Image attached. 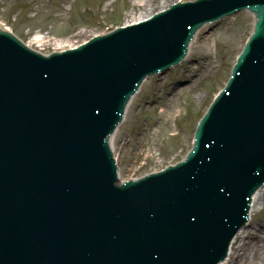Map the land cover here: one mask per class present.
<instances>
[{
    "label": "water",
    "instance_id": "obj_1",
    "mask_svg": "<svg viewBox=\"0 0 264 264\" xmlns=\"http://www.w3.org/2000/svg\"><path fill=\"white\" fill-rule=\"evenodd\" d=\"M262 28L264 25L257 36L260 41ZM148 30L155 41L165 35L170 44L175 37L172 26L158 21ZM130 33L126 30L116 35L96 54L73 51L49 59L29 54L14 38L0 33V204L6 207L0 217V264H207L222 254L227 239L244 221L254 186L264 178V77L254 78L251 86L244 78L239 88H232L230 94L235 95L226 97L230 105L212 117L222 133L214 130L212 140L206 136L199 160L193 161L195 169L180 170L186 173L171 189L178 202L185 192L202 200L206 194L202 184L215 186L216 182L226 181L207 200L218 198L215 203L219 217H215V206L210 212L207 207L203 212L176 208L170 228L177 231V244L164 248L157 239L163 233L161 226L160 232L152 234L151 255L145 252L146 235L127 229L122 233L115 228L118 212L122 222L127 214L137 213L139 206L142 218L146 217L149 208L135 197L129 208L118 205L117 196L110 197L107 192L97 195L100 185H93L101 182L105 168V161L96 159L97 149L107 146L105 138L120 121L122 109L136 88L137 75L121 69L133 61L122 62L120 67L112 64L129 56ZM138 56L146 64L143 53ZM134 65L129 66L130 71ZM160 65L162 61L156 67ZM244 102L247 106L243 109ZM221 106L222 102L218 108ZM74 162L80 163L73 166ZM53 177L65 182L66 188H75L71 195L77 207L64 208L63 219L67 220L55 241L50 235L48 241L38 244L35 237L31 243L26 233L36 226L35 209L50 196L45 186ZM250 179L258 184L247 185ZM162 186L171 187L170 182ZM234 188L241 190L236 192ZM160 196L168 194L156 193L153 198ZM83 197H87L85 203L80 199ZM169 205L172 202L166 205L163 200L152 202L150 208L161 211L165 222L174 212ZM73 219L79 220L74 227ZM97 221L111 229H99ZM193 222L197 223L195 241L192 248H187L184 234L191 231ZM98 247L105 248V252L109 248L110 255Z\"/></svg>",
    "mask_w": 264,
    "mask_h": 264
},
{
    "label": "rangeland",
    "instance_id": "obj_2",
    "mask_svg": "<svg viewBox=\"0 0 264 264\" xmlns=\"http://www.w3.org/2000/svg\"><path fill=\"white\" fill-rule=\"evenodd\" d=\"M175 1L150 0L142 16L133 9L135 0H0V24L26 44L37 34L46 37V45L31 46L50 54L67 49L58 43L75 47L106 28L149 17ZM252 26V17L240 13L207 27L181 67L148 79L113 141L123 180L138 179L186 157L198 121L227 82Z\"/></svg>",
    "mask_w": 264,
    "mask_h": 264
},
{
    "label": "bare ground",
    "instance_id": "obj_3",
    "mask_svg": "<svg viewBox=\"0 0 264 264\" xmlns=\"http://www.w3.org/2000/svg\"><path fill=\"white\" fill-rule=\"evenodd\" d=\"M148 2H150V0H135L133 9L136 8L137 11L139 10L140 15L145 16L149 6V4L147 5ZM142 19L141 17L139 20ZM47 43L46 37L37 34L33 37L30 47L31 45L44 46ZM57 46L64 48L70 47L69 42L58 43ZM177 84L179 83H176V85ZM181 91L182 90H178L177 93L181 94ZM169 98L170 101L175 98V90L171 91ZM165 113L166 111L160 110V114L163 115ZM149 157L150 156H148V158ZM253 193L254 191L251 193L250 199L249 223L246 228H243L235 237L231 244L228 257L222 264H264V186L255 195ZM254 217H258V220L254 221ZM238 230H240V228H238Z\"/></svg>",
    "mask_w": 264,
    "mask_h": 264
}]
</instances>
